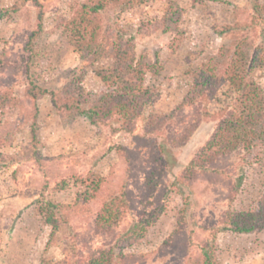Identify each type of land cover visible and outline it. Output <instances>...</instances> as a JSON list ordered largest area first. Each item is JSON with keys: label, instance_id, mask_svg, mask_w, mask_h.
<instances>
[{"label": "trees", "instance_id": "16d2710c", "mask_svg": "<svg viewBox=\"0 0 264 264\" xmlns=\"http://www.w3.org/2000/svg\"><path fill=\"white\" fill-rule=\"evenodd\" d=\"M148 1L77 0L63 21V30L85 66L54 89L44 87L29 67L34 41L43 28V3L15 0L12 5L17 11L20 5L30 4L36 16L34 27L23 35L25 55L13 58L0 52V157L14 136L27 127L29 139L19 153L11 155V161L28 160L39 175L37 212L51 227L48 245L59 230L68 231L74 241V252L67 253L61 264H145L165 253L173 254L179 264H221L216 235L203 236L188 224L190 197L205 180L224 187L234 200L242 175L237 173L233 155H250L264 144V88L254 78L255 71L264 67V3L250 0L248 7H237L233 22L219 29L221 34H232V41L221 44L190 71L187 93L172 109L163 111L153 106L157 93L145 82L146 75L157 74L161 66L136 53L135 37L119 21V13ZM167 2L163 14L144 22V27L178 28L182 9L175 0ZM240 30L244 33L237 36ZM251 33L259 42H254ZM100 60L109 61L95 71L103 87L89 90L84 85L86 67ZM19 75L24 77L21 94L15 92ZM43 95L49 96L58 112L83 114L93 124L117 120L116 130L130 134V145L115 146L116 168L106 174L90 171L80 175L64 168L59 155H44L37 120L38 100ZM141 118L143 125L136 131ZM206 120L215 121L213 132L172 179V149L186 142ZM70 183L80 186L71 201L45 198L51 185L58 191ZM173 189L183 192L173 231L157 250H127L164 212ZM128 216L130 225L121 228ZM223 222L224 228L235 233L262 229L264 195L249 209H226ZM76 223L84 224L86 230L77 229Z\"/></svg>", "mask_w": 264, "mask_h": 264}, {"label": "rangeland", "instance_id": "374dc122", "mask_svg": "<svg viewBox=\"0 0 264 264\" xmlns=\"http://www.w3.org/2000/svg\"><path fill=\"white\" fill-rule=\"evenodd\" d=\"M43 3V28L33 44L30 69L47 89L65 85L72 75L81 71L85 62L69 43L63 30V21L70 17L77 0H40ZM182 9L177 29L162 31L144 22L159 18L167 6V0H151L119 13V21L135 37L136 53L145 54L161 69L157 74L148 73L145 82L156 91L154 107L169 111L187 93L190 71L199 67L206 58L215 53L223 43H230L233 35L219 33V29L231 22L237 7H248L250 0H175ZM264 3V0H260ZM15 0H0V52L8 57L24 56L23 35L34 27L36 9L20 5L12 9ZM116 16V15H115ZM244 31L240 30L237 36ZM248 34V32H247ZM253 38L254 34H250ZM254 35V42H259ZM108 60L87 65L84 85L89 90H100L103 85L96 76L98 68L107 66ZM255 80L264 88V67L254 73ZM24 77L15 81V92L21 94ZM38 133L40 149L44 155H59L64 168H73L80 175L90 171L106 174L116 168L118 158L115 146L130 145V134L116 130L119 122L93 124L83 114L71 111L58 112L48 95L38 100ZM213 106V105H212ZM143 119L136 123V131ZM214 120L199 124L191 137L181 146L172 149L173 179L193 157L213 132ZM29 139L24 127L13 138L0 157V264H61L65 255L74 252V241L66 230H59L52 244L48 245L51 227L37 212L39 175L33 164L21 159L11 161V155L19 153ZM237 173L242 183L230 200L226 189L216 182L201 180L198 192L190 197L188 224L203 236L216 235L217 253L221 264H264V227L249 233H235L224 228L226 209L246 210L255 206L264 195V144L256 147L250 155L243 152L233 155ZM79 185L70 183L62 190L47 189L45 198L69 202ZM183 192L173 189L167 197V205L159 218L152 223L127 250L146 252L157 250L173 231L183 204ZM131 216L120 224L128 227ZM77 229L86 230L84 224L76 223ZM94 245L98 241H91ZM145 264H179L173 254H158Z\"/></svg>", "mask_w": 264, "mask_h": 264}]
</instances>
